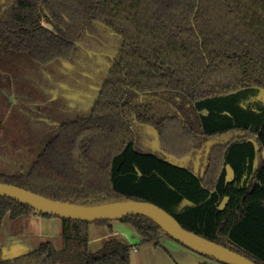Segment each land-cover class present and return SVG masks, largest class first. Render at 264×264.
I'll return each instance as SVG.
<instances>
[{"label": "trees", "instance_id": "obj_1", "mask_svg": "<svg viewBox=\"0 0 264 264\" xmlns=\"http://www.w3.org/2000/svg\"><path fill=\"white\" fill-rule=\"evenodd\" d=\"M92 22L121 39L94 105L60 123L28 169H0V182L83 205L150 201L264 264V103L252 100L264 91V0H0V47L46 65L70 58ZM137 125L162 148L145 147ZM32 213L0 196V232L7 214ZM62 221V248L45 241L7 258L0 244V264H131L132 244L91 252L92 222ZM114 221L94 223L113 233ZM119 221L141 244L170 236L146 215Z\"/></svg>", "mask_w": 264, "mask_h": 264}, {"label": "rangeland", "instance_id": "obj_2", "mask_svg": "<svg viewBox=\"0 0 264 264\" xmlns=\"http://www.w3.org/2000/svg\"><path fill=\"white\" fill-rule=\"evenodd\" d=\"M45 24L48 25L46 22ZM120 46L121 39L113 30L98 22H92L85 38L77 42L70 58L56 60L46 65L31 63L26 58L6 52L0 47L1 170L15 171L20 167L28 169L47 141L57 132L60 123L89 113ZM252 100L264 103V91L258 93ZM136 128L145 147L156 150L162 148L157 132L142 125H137ZM173 130L178 134L184 132L181 140L187 141L188 133L182 131L180 126L174 127ZM167 148L169 156L177 159L181 150L174 149L170 145H167ZM172 150L173 152H170ZM27 217L28 215H21L11 218L9 214L4 217L0 232L3 237L0 242L5 247L4 257H14L19 253L40 247L41 242L30 248L12 245L11 238L6 237L11 233L32 229L31 226H27L26 221H23L28 219ZM117 222L123 224L119 220ZM128 226L126 228H129ZM113 229V231L118 230ZM128 230L124 232L125 235L118 232L114 237L127 241L126 243L132 244L133 248L135 246L141 248L143 244L138 242L142 237L132 227ZM130 232L139 239L130 238ZM54 244L59 248L62 246L60 241L55 240ZM92 244L89 237L88 248L91 252L101 247L95 248L96 246L93 247ZM153 246L161 249L159 252L163 253L164 259L169 255L171 264H178L173 260V252H168L161 243ZM6 247L10 248L6 249ZM186 250L196 257L206 258L210 264H223L190 249ZM174 253L176 257L178 252ZM135 255L132 254V264H142ZM181 256L188 259V255Z\"/></svg>", "mask_w": 264, "mask_h": 264}, {"label": "water", "instance_id": "obj_3", "mask_svg": "<svg viewBox=\"0 0 264 264\" xmlns=\"http://www.w3.org/2000/svg\"><path fill=\"white\" fill-rule=\"evenodd\" d=\"M0 196L22 202L38 213H46L60 218H70L88 222L119 220L131 215H146L159 222L170 236L192 250L225 264H258L249 257L222 244L203 237L183 227L167 210L144 200L83 205L52 199L21 186L0 182Z\"/></svg>", "mask_w": 264, "mask_h": 264}, {"label": "crops", "instance_id": "obj_4", "mask_svg": "<svg viewBox=\"0 0 264 264\" xmlns=\"http://www.w3.org/2000/svg\"><path fill=\"white\" fill-rule=\"evenodd\" d=\"M232 175H233L232 170L229 169L228 177L231 178ZM27 218L28 219H25L23 221H26L27 226H31L32 229H28V231L26 232L8 234L6 237L11 238L10 243H12V245L17 244L20 247L30 248L32 246H37L39 242L43 243L45 241H52L54 243V241L56 240V241H60L63 246L64 238L62 231L63 229L62 218L46 217L38 213H32L28 215ZM122 225L118 224L117 221H114L112 223V226L113 228H117L119 231L117 230L111 233L109 227L106 225H98L94 222L90 223L88 225V237H90V241L91 243H93L92 244L93 247L96 246L95 248H98L102 246L108 239L115 238L114 236H116L118 232L124 234V232L129 231L128 229H130L131 226H128V224L125 223H123ZM127 226L129 228H126ZM131 233L132 232H130L129 234L130 238L136 237L137 239H139V237ZM126 236L129 238L128 235ZM2 238L3 237H1L0 235V241ZM140 242L141 241H139L138 243ZM160 242L162 246H164L168 250V252L169 251L173 252L172 253L173 260L178 264H200L203 261H207L206 258H202L201 256H197V257L194 256V254L188 252L189 250H186V249L192 250L191 248L189 247L186 248L185 245L182 246V243L179 244L180 242H177V240L173 239L168 235H163ZM0 244L3 246V243L0 242ZM10 247H6V249ZM158 248H154L152 244H146V245L143 244L141 248L135 246L134 248H132L131 251V264H132V254H136L135 258L138 260V262H141L142 264H149V262H151V264H171L170 262L171 258H169V255H166V258L164 259L163 253L159 252V250L161 249ZM174 252H178L176 257L173 255L175 254ZM181 255H188V259L182 257Z\"/></svg>", "mask_w": 264, "mask_h": 264}]
</instances>
